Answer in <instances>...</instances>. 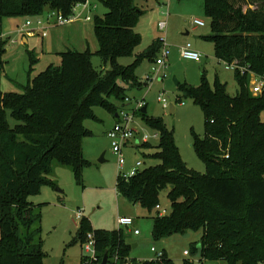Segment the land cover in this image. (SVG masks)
I'll return each instance as SVG.
<instances>
[{
	"label": "trees",
	"instance_id": "16d2710c",
	"mask_svg": "<svg viewBox=\"0 0 264 264\" xmlns=\"http://www.w3.org/2000/svg\"><path fill=\"white\" fill-rule=\"evenodd\" d=\"M87 1L0 0V26L7 16L39 17L47 7L70 16ZM100 1L108 10L95 20L97 52L67 48L59 53V64L50 63L22 85V92L0 90V264H43L46 203L31 197L57 186L51 178L55 165L70 167L82 183L84 138L93 134L85 119H97V106L119 113L111 98L125 100L128 90L141 87L137 67L144 59L156 61L162 47L155 39L133 64H120L118 59L133 56L141 43L136 25L147 0ZM204 10L211 31L203 38L213 43L220 62L232 66L238 84L231 95L227 83L216 76L212 86L205 73L199 85L178 83L183 96L192 97L204 113L206 133L193 135V147L206 172L188 166L174 129L141 110L138 114L160 133L151 154L159 163L126 179L119 174L116 189L149 211L166 190L171 210L153 216V237L202 230L200 263L264 264V93L249 91L252 77L264 75V0H204ZM6 42L0 43V53ZM94 54L103 61L101 70L92 64ZM29 57L32 70L37 53ZM89 232L98 260L81 264H100L106 254L110 262L118 256L121 264H174L165 253L155 260L129 259L131 245L122 228L93 229L83 216L76 238L84 243Z\"/></svg>",
	"mask_w": 264,
	"mask_h": 264
},
{
	"label": "rangeland",
	"instance_id": "374dc122",
	"mask_svg": "<svg viewBox=\"0 0 264 264\" xmlns=\"http://www.w3.org/2000/svg\"><path fill=\"white\" fill-rule=\"evenodd\" d=\"M141 5L145 12L136 25V31L142 37L141 43L133 56L121 57L118 62L126 66L133 64L136 54L143 52L155 39L162 38L168 44L170 55L167 67L163 68H159L153 60L144 59L136 69V75L143 85L128 90L127 97L135 102L144 101L145 105H148V116L161 117L169 128L174 129L176 142L188 166L206 172L205 162L193 147V135L204 136L206 133L204 113L192 97L183 96L175 79L180 83L199 85L205 73L213 86L218 76L220 81L227 83L228 92L235 95L238 92V84L234 71L216 58L213 43L203 38L211 31V19L205 14L204 0H147ZM107 10L100 0H88L86 8L81 5L76 9L75 15L78 18L75 21L63 24L47 23L49 38L43 37L40 31L32 35L19 31L28 20L35 26L38 17H5L0 26V32L7 41L3 45L4 51L0 53V90L22 92V85H27L29 79L50 63L59 64V53L67 48L97 52L99 42L94 29L95 20ZM48 12L49 10L44 12L43 19L47 18ZM87 15H91L90 21L86 20ZM195 18L204 20L206 25L196 26L193 23ZM163 21H167L166 30L159 28V23ZM187 42L202 54L200 61L181 56V46ZM33 50L38 59L31 70L29 52ZM160 56L161 49L158 54V57ZM92 64L97 70L103 68V61L98 54L92 55ZM153 68L157 70L154 71ZM164 73L167 74L166 77H163ZM149 74L152 75L150 82L146 79ZM146 83L147 86L144 85ZM252 85L255 84L250 82L249 91ZM162 94L168 98L170 106L174 105V112H171V107L166 109L159 102L158 97ZM111 101L119 113H134L133 103L128 104L125 100L115 97H112ZM94 111L97 119L87 118L84 121L93 134L84 138L83 154L87 163L82 171V183L78 182L70 167L55 165L51 178L57 186H45L39 195L31 197L35 202L46 203L42 209V238L46 253L43 264H81L82 260L90 262L92 253L87 252L85 244L76 238L82 219L76 216L79 209H82L83 216L89 219L93 229L122 228L127 234V243L131 245L129 259L155 260L158 253L163 252L174 264H185L186 260L202 264V230H188L156 240L152 234L156 210L149 211L140 204H134L117 191L119 166L117 157L112 152V140L107 131L123 120H119L116 114L101 106L95 107ZM261 118L264 121V112ZM10 121L12 125L15 124L12 118ZM131 125L143 133H158V136L147 142L154 148L143 146L144 142L139 136L140 139L136 137L124 147L126 163L123 172H128L137 161L143 162L139 169L159 163L158 159L151 156L160 142L159 131L150 127L141 114H136ZM103 154L104 161H101ZM160 203L171 210L166 190L161 193ZM121 216L134 218V226H120L118 219ZM134 228L140 230L139 235L133 232ZM152 247L157 251H153ZM185 251L189 253L186 254ZM206 264L227 263L218 260L207 261Z\"/></svg>",
	"mask_w": 264,
	"mask_h": 264
},
{
	"label": "built area",
	"instance_id": "2783aa9c",
	"mask_svg": "<svg viewBox=\"0 0 264 264\" xmlns=\"http://www.w3.org/2000/svg\"><path fill=\"white\" fill-rule=\"evenodd\" d=\"M88 1L86 3H81L76 5L74 14L70 16H65L61 12L57 10H49L47 13V18L43 19V15L39 16L37 18V23L34 26L33 23L28 20L26 24L19 30L21 33H26L29 35H32L33 33L35 34L36 31L42 32L44 36L47 35V23H56V24H63V23H69L75 21L78 16L75 15L76 9L83 5L84 8L87 7ZM92 17L91 15L86 16V20H91ZM193 23L196 26H204L206 25V22L202 19L195 18L193 20ZM33 28V29H32ZM159 28L161 30H166L167 29V21H163L159 23ZM5 40V36L0 34V43ZM162 47H161V56L157 57L156 59V64L159 66V68L167 67V61L170 55V50L168 47V44L165 42V40L162 38ZM181 56L185 59L189 60H194V61H200L202 59V54L196 50L193 45L190 42H187L186 44H183L181 46ZM230 66V65H228ZM232 68V66H230ZM153 70H157L156 68H153ZM166 73H164L163 77H166ZM146 79L150 82L152 80V75L149 74ZM251 83H254L255 85L251 86V92L254 95H259L264 93V75L262 76H253L251 79ZM159 102L163 104V106L168 109L170 108V103L168 101V98L164 96L163 94L158 97ZM125 101L128 104H132V110L134 111L133 114L126 113L125 111H121L118 113L119 119L123 120V122H117L111 129L108 130L107 135L111 138L112 140V152L116 155L117 160H118V166H119V174L123 176V178H129L138 173L140 170V166L143 164L142 161H137L136 164L130 168L128 172H123V167L126 163V157L124 153V147L128 145L133 139L136 137L138 139L141 138L142 142H148L151 138H155L158 136V133L155 134H150L148 132L143 133L142 131L137 130L136 128L132 127L131 123L138 114L141 109L144 107L145 103L142 100H137L132 101L130 98L126 97ZM160 134V133H159ZM140 138H139V137ZM228 157V155H227ZM156 212L163 216L168 214L169 210L166 207H163L160 204H157L155 207ZM76 216L78 218L83 217V211L82 209L77 210ZM118 223L120 226L123 227H133L135 224V219L129 216H121L118 219ZM136 235L140 234V230L138 228H134L133 231ZM85 244V249L87 252L92 253V257L89 258L90 262L98 260V255L97 251L95 248V239H94V234L92 232H89L87 234V239L83 243ZM153 251H157L155 247H152ZM186 254L189 253V251H185ZM163 252L158 253V258L163 257ZM108 264H121L118 260V256L113 257V261ZM123 264H129V262H124ZM206 264V263H202Z\"/></svg>",
	"mask_w": 264,
	"mask_h": 264
},
{
	"label": "water",
	"instance_id": "95a60500",
	"mask_svg": "<svg viewBox=\"0 0 264 264\" xmlns=\"http://www.w3.org/2000/svg\"><path fill=\"white\" fill-rule=\"evenodd\" d=\"M25 41H26V39H25ZM175 81H176L177 84L179 83V81H177L176 79H175ZM142 112L143 113H147L148 112V105L147 104L142 108ZM171 112H174V105L173 104H171ZM100 160L104 161V154H103V156L101 157ZM58 191H62V190L58 189ZM136 245L137 244H134V246H136ZM108 262H109V257L106 254L100 264H108Z\"/></svg>",
	"mask_w": 264,
	"mask_h": 264
},
{
	"label": "crops",
	"instance_id": "0c3cea01",
	"mask_svg": "<svg viewBox=\"0 0 264 264\" xmlns=\"http://www.w3.org/2000/svg\"><path fill=\"white\" fill-rule=\"evenodd\" d=\"M48 10H50L48 7L46 8V10L45 11H48ZM88 21H90V20H88ZM47 31V30H46ZM43 37H47V38H49V35H46V36H43ZM61 60V59H60ZM57 64V63H56ZM145 86H147L148 84L146 83V84H144ZM116 117L119 119V116H118V113L116 114ZM108 132V131H107ZM33 201H35V200H33Z\"/></svg>",
	"mask_w": 264,
	"mask_h": 264
},
{
	"label": "bare ground",
	"instance_id": "6f19581e",
	"mask_svg": "<svg viewBox=\"0 0 264 264\" xmlns=\"http://www.w3.org/2000/svg\"><path fill=\"white\" fill-rule=\"evenodd\" d=\"M145 106V105H144ZM171 107V106H170ZM142 110V109H141ZM109 263V262H108Z\"/></svg>",
	"mask_w": 264,
	"mask_h": 264
}]
</instances>
